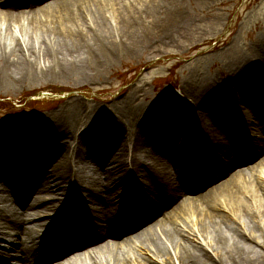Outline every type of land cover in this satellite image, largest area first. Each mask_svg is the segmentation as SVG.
Listing matches in <instances>:
<instances>
[{
    "label": "bare ground",
    "instance_id": "6f19581e",
    "mask_svg": "<svg viewBox=\"0 0 264 264\" xmlns=\"http://www.w3.org/2000/svg\"><path fill=\"white\" fill-rule=\"evenodd\" d=\"M187 4L0 0V88L70 74L88 77L121 58L132 59L152 42L179 34L187 24ZM225 45L223 41L218 49ZM261 59L243 66L229 91L215 83L198 85L190 101L167 95L159 104L114 117L111 128H103L89 106L72 122L59 116L44 124L20 120L2 128L0 167L8 168L1 177L8 184L18 178L19 168H10L22 157L26 164L48 163L40 176L30 178L33 187L26 193L10 186L17 211L0 200V226L14 232L0 230V239L8 240L5 247L0 245V264H85L87 258L90 264H129L128 243L156 228L179 248L180 264H264V228L257 224L264 219V138L251 140L247 134L255 126L254 115L264 136V56ZM237 126L242 128L238 141L230 133ZM30 134L34 142L26 139ZM107 156L109 160H103ZM91 160H97L98 170L77 167ZM53 167L62 176L53 173ZM127 184L134 185L131 192L149 197L144 208L129 201L128 191L122 190ZM85 190L91 192L83 195ZM38 208L54 225L47 236L25 227L41 221ZM31 212L33 218L26 221ZM243 218L256 223L263 239L257 243L262 251L251 257L239 246L255 243L251 234L239 230ZM193 220L191 232L199 240L205 234L202 224L208 222L215 232L232 231L234 244L223 253L218 246L225 239L214 238L211 256L202 241L199 246L185 237L183 222ZM146 239L143 248L153 245ZM91 247L89 254L83 253ZM152 253L170 262L165 250L154 248ZM157 263L146 259L143 264Z\"/></svg>",
    "mask_w": 264,
    "mask_h": 264
},
{
    "label": "rangeland",
    "instance_id": "374dc122",
    "mask_svg": "<svg viewBox=\"0 0 264 264\" xmlns=\"http://www.w3.org/2000/svg\"><path fill=\"white\" fill-rule=\"evenodd\" d=\"M186 1L190 7L186 13L187 24L183 30L169 40L152 42L147 50L132 59L121 58L103 71L88 77L70 74L60 79H41L31 84L0 88V131L20 120L36 125L37 123H48L49 118L56 120L60 116L72 122L84 113V106L90 107L91 113L96 115L103 128H111L114 117H127L135 108L159 104L158 102L167 95L174 96L180 101H190V93L194 92L198 85L215 83L222 91H229L236 73L248 62L260 63L264 56V0ZM4 39L10 40V38ZM223 41H226V45L218 49ZM262 71H264V66ZM77 102L81 104V108H76ZM230 106L233 108L232 104ZM204 121L206 123L205 117ZM251 121L255 123V126L248 130L249 138L251 140L263 139L264 136L256 127L258 122L254 115H251ZM238 129L242 130L237 126L230 132L233 134V139L237 141ZM26 139H30L31 142L36 140L31 134L27 135ZM21 143L23 147V141ZM213 154L218 156V152ZM109 157L103 160H109ZM111 162L108 161L107 167H111ZM46 163L26 164L23 157L16 161L10 168L11 170L16 166L19 168L18 178L14 179L15 184L12 183L14 180L8 184L1 177L3 168H8L6 165L1 166L0 200L9 201L8 208L17 211L18 207L13 202L12 193L8 192L10 186L12 188L18 185L19 191L26 193L29 188L33 187L30 178L33 175L40 176ZM78 166L86 170L85 172L90 169H99L97 160L83 161L77 164ZM246 168L243 166L244 170H247ZM51 170L57 175L62 176L63 174L57 167ZM80 181L85 182L82 178ZM70 184L69 181L64 183L66 187ZM133 187V184H127L122 187V190L128 191L127 197L131 203L138 209H142L150 199L144 194L131 192ZM90 192V190L87 192L85 190L83 195H88ZM43 197L49 199L50 194L43 195ZM38 211L43 217L41 221L26 223L25 227L35 230L39 236H42L51 229L49 226L53 228L54 225L45 219L42 209ZM32 218V212L25 217L26 221ZM241 223L243 227L239 230L255 238V243H249L250 246L239 245L243 253L250 257L257 252L260 253L262 250L257 243H261L263 239L260 233L255 231L256 223L248 218H243ZM183 224L186 227L185 237L188 235L190 239H193L194 244L199 246L202 241V246L211 256H215L212 251L214 238L225 239V242L218 246L219 251L223 253L234 244L235 235L225 228L215 232L208 222H205L201 227L205 234L199 240L191 232V226L195 225V221H191L189 225L184 222ZM257 224L263 229L264 219L258 221ZM230 227L234 228L235 225L231 224ZM93 229L97 231V225ZM0 230L7 235L14 233L2 226ZM146 238L152 239L153 245L147 246L146 244L143 248L141 246L147 240ZM7 243V237L0 239L2 247H5ZM128 244L132 248L129 264H141L140 262L143 264L146 259L156 261L157 264H180L176 259L179 248L172 247L166 242L159 228L145 236L132 239ZM145 248L147 250H144ZM154 248L165 250L170 262H166V258H156L152 253ZM92 250L91 247L85 252L89 254ZM84 263L90 264V260L87 258Z\"/></svg>",
    "mask_w": 264,
    "mask_h": 264
}]
</instances>
